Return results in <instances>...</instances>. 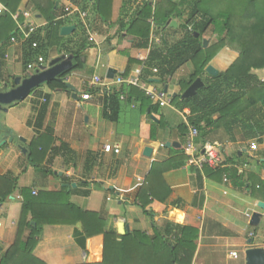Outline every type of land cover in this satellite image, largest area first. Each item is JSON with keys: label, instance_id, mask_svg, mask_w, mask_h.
Instances as JSON below:
<instances>
[{"label": "crops", "instance_id": "obj_1", "mask_svg": "<svg viewBox=\"0 0 264 264\" xmlns=\"http://www.w3.org/2000/svg\"><path fill=\"white\" fill-rule=\"evenodd\" d=\"M47 1H55L57 14H65L64 9L70 2ZM77 1L79 4L76 6L80 10L84 7L82 11L87 14L88 31L76 18L64 14L55 18L52 28H48L49 22L44 14L34 8L39 0L21 1L19 13H29L31 22L37 26L36 34L39 30V43L44 49L42 52L48 56L45 59L50 61V58L60 55L73 56L66 51H75L82 44L84 50L80 61L84 69L72 72L64 80L65 86L68 84L74 89L77 100L71 98L72 91L68 88V92L50 91L42 85L38 94L7 107V111L1 113L0 156L4 155V161L0 162V175L12 173L17 178L18 189L31 188L36 194L40 190L66 189L71 193L70 202L96 215L103 223V233L117 236V242L120 237L134 232L151 237L152 223L161 237L171 241L175 240L179 229L189 228L197 231L195 251L189 264H245V251L252 248L264 250L263 243L254 242L256 227L249 224L252 214L259 213L257 229L264 226V212L257 207L258 203H264V190L257 184L258 179L264 181V169L254 166L255 162L264 163V137L259 141H242L236 137V141L230 142L222 133L211 135V143L225 145L226 167L210 171L208 168H189L177 156L173 159L170 151L183 147L177 126L185 123L188 110L178 111L171 104L161 107V115L169 127L160 135L161 143L141 138L137 127L131 137L118 132L116 123L102 118V107L103 91L113 85V77L123 75L128 66V58L119 52H134L133 36L124 32L116 37V28L110 26L119 19L126 0H113L107 24H101L96 18L94 0ZM39 4L41 7L43 2ZM48 8L44 6L45 13ZM6 13V8L0 3V17ZM69 26L75 27V31L67 37L61 36V28ZM89 36L94 42L88 41ZM2 45L0 42V47ZM62 46L66 50H60ZM22 50L19 39L15 43L6 42L4 56L0 57V89L7 85L10 87L16 77L24 78ZM148 52V48L137 52L135 59L145 62ZM32 61L36 62L35 56ZM228 61L229 51L221 50L209 65L220 73L229 68ZM141 67L132 65L126 78L139 76ZM109 70L114 71L112 78L107 77ZM95 77L104 85H93ZM153 83L147 85L149 89H163V85ZM169 86L168 92L175 94L177 86L174 85L172 90ZM88 87H94L93 90L97 92L86 100L84 91ZM41 93L49 96L42 128L36 124L37 105L44 103ZM134 108V105L131 106V109ZM78 112L83 114L82 117H78ZM41 134L45 139L51 137L54 141L49 149L45 141V161L38 169L29 164L27 151ZM166 143H177L179 148H165L162 144ZM250 143L257 144V151H248ZM106 146L111 148L109 152L104 151ZM52 148L54 152H51ZM170 161H173L172 165L176 163V167L169 168ZM154 167L162 171L164 189L160 191L158 200L151 204L153 214L150 217L136 205V199ZM23 176H26L24 181L21 180ZM224 178L228 180L227 184L223 183ZM157 182L153 185L156 191L159 186ZM162 198L163 202H160ZM19 200L17 190L0 204V252L5 251L15 239L21 207ZM75 227L45 226L33 252L34 257L45 264H100L103 259V235L87 239L85 250H82L73 238ZM250 234L253 238H250ZM230 252L237 253L239 259L232 260Z\"/></svg>", "mask_w": 264, "mask_h": 264}, {"label": "trees", "instance_id": "obj_2", "mask_svg": "<svg viewBox=\"0 0 264 264\" xmlns=\"http://www.w3.org/2000/svg\"><path fill=\"white\" fill-rule=\"evenodd\" d=\"M21 1L0 0L7 10V13L0 17V42L3 44L0 47V57L4 56L6 42H10L13 37L19 39V31L12 16L19 13ZM40 1L43 2L41 7ZM94 1L93 12L96 18L101 24H107L113 0ZM136 1L123 2L120 10L122 17L119 16V19L110 25L116 28V37L124 32L133 36L132 51L134 52L129 50L119 52L128 58L127 69L121 77L126 79L132 65H142L140 82L152 85L155 84L152 80H156L158 85L168 86L175 74L190 64L192 71L187 80L178 83L180 90L176 92V97H171L170 104L178 111H189L186 122L188 126L197 130L199 143H211V135H221V133L230 142L236 141V137L242 141H259L264 137V83L251 73L252 70L264 69V0H229L228 10L217 11L216 15L213 13L215 3L219 0H180L177 4L170 0H140L138 3ZM75 3L78 5L79 1L75 0ZM45 5L49 7L47 13H45ZM55 6V1L51 3L47 0H39L34 7L35 10L44 14L49 22L48 28H52L55 18L64 14H57ZM81 9L83 10L84 7ZM240 15H244L248 25L235 23V19ZM151 20L156 27V32L162 37L160 43L149 45ZM20 21H23L22 18ZM172 21L177 24L175 28L170 26ZM208 32L216 36V42L204 48L202 39ZM38 33L22 43L24 78L28 73V66L33 64L34 56L35 60L40 56L39 54H43L44 59L48 57L46 52L45 54L42 52L44 49H41ZM178 34L180 37L176 41L168 42V37ZM227 39L232 45L238 47V58L225 72L211 77L205 73V68L226 45ZM33 42L38 43L36 49L31 47ZM147 48L149 52L145 62L137 61L135 59L137 52L145 51ZM60 50L66 49L62 46ZM83 50L84 47L80 44L77 50L66 51L73 55L74 67L57 79L47 82L44 86L48 90L68 92L64 80L72 72L84 69L80 61ZM153 69L157 72L153 73ZM198 78L202 80L203 87L198 89L193 97L182 100L180 95ZM7 87H13V82L10 87L8 85ZM42 87L40 86L35 94H38V90ZM93 89L88 87L84 94L91 97L97 92ZM103 92L102 118L105 121L118 124L123 108L134 105V110L138 114V136L141 138L159 142L162 132L169 128L161 115V106L137 87L119 83L111 85ZM40 96H43L44 103L39 105L35 103L38 106L36 124L42 128L47 114L49 96L42 93ZM214 116H217L215 120L212 119ZM187 125L182 123L177 126L183 143L188 131ZM45 141L47 143L45 146L49 149V145L54 140L51 137L45 139L44 134H41L30 144L27 151L29 164L38 169L45 161L44 156L47 150L44 146ZM170 151L173 159L177 156L180 161L185 162L182 148L170 149ZM51 152H54V148ZM170 162L172 163L169 164V168L176 167V163L172 165L173 161ZM160 170L154 167L150 171L136 199V205L150 217L153 214L151 204L158 200L160 191L164 189ZM156 182L159 185L157 191L153 186ZM17 190L21 207L16 223L15 239L5 251L0 252V264H45L33 255L43 228L55 225L75 227L78 223L81 227L80 229L75 227L73 238L82 250H85L87 239L103 235V259L100 264H189L194 254L196 230L181 228L175 240L171 241L161 237L152 223L151 237L134 232L120 237V241L117 242V236L103 233V223L96 215L83 211L70 202L71 193L66 192V189L40 190L33 195L31 188L18 189L17 178L12 173L0 175V204ZM160 202H163V198ZM254 231L253 235L256 234L254 242L264 244V234L259 239L258 231L256 229Z\"/></svg>", "mask_w": 264, "mask_h": 264}, {"label": "built area", "instance_id": "obj_3", "mask_svg": "<svg viewBox=\"0 0 264 264\" xmlns=\"http://www.w3.org/2000/svg\"><path fill=\"white\" fill-rule=\"evenodd\" d=\"M69 4L64 9L65 15L68 17L76 18L81 22V25L85 31H88L89 27L86 23L87 14L80 10L75 4L74 0H69ZM22 18V22L20 21ZM12 19L15 21L18 31H19V40L23 43L26 40L30 39L33 35H35L37 31V26H35L30 20V14L27 12H22L18 14H14ZM150 36H149V45L160 43L162 35H158L156 32V27L152 20L150 21ZM17 38H11L10 42L15 43ZM89 42H94V39L89 36ZM31 47L36 49L38 47L37 42H33ZM48 61H45L43 57H38L36 62L28 66V73H33L40 66H46ZM142 68L139 71V76H130L126 79H123L121 76L114 78L113 77V85L119 83H126L128 85H132L140 88L142 91L146 93V95L155 103H158L161 107L167 106L170 104L171 97L166 94L163 89H149L146 83L140 82L139 77L142 71ZM153 73H156V69L152 70ZM93 85H104L103 81H101L98 77L93 79ZM86 100H88L89 96L84 94ZM187 125V122L185 121ZM187 134L185 136V142L183 144L182 150L183 155L185 156V164L189 168H193L195 170H202L203 168H209L212 170L222 169L226 167V161L224 158V148L225 145L219 143H199L198 137L199 134L197 130L193 127L187 125ZM164 146V145H162ZM111 148L106 146L104 148L105 152H109ZM249 152L257 151V144L250 143L248 146ZM246 166V165H244ZM223 183L227 184L228 180L226 178L223 179ZM33 195H36V191L32 192ZM1 227V223H0ZM250 238H253V235L250 234ZM229 257L232 260H238L239 256L235 252H230Z\"/></svg>", "mask_w": 264, "mask_h": 264}, {"label": "water", "instance_id": "obj_4", "mask_svg": "<svg viewBox=\"0 0 264 264\" xmlns=\"http://www.w3.org/2000/svg\"><path fill=\"white\" fill-rule=\"evenodd\" d=\"M171 27L175 28L177 24L172 21L170 24ZM75 31V27H62L60 35L67 37ZM198 37V34H196ZM203 47L207 46V40L202 39ZM73 56L60 55L54 59H51L47 62L46 66H40L33 73H27L25 78L16 77L13 81V87L8 88L4 86L3 90H0V111L6 112L7 107H10L14 104L23 102L26 98L34 96L36 90L45 85L47 82L57 79L63 73L70 71L74 67ZM205 73L211 77H216L218 75V70L215 69L212 65H208L205 68ZM114 75L113 70H109L107 77L112 78ZM152 82H157L152 80ZM203 82L201 79H196L181 95L182 100L188 99L196 95L198 89L203 87ZM66 87L72 91L71 98L77 100V95L74 92V89L66 84ZM163 91L168 94L170 97H176L175 94H170L168 92V86L163 85ZM165 148H179L177 143H166L164 144ZM25 152V150H23ZM75 186V185H73ZM257 207L264 212V203H258ZM259 213H253L250 219V226L257 227L259 224ZM81 225L78 223L76 225L77 229H80ZM250 243V242H249ZM245 264H264V250L260 248L248 249L244 253Z\"/></svg>", "mask_w": 264, "mask_h": 264}, {"label": "rangeland", "instance_id": "obj_5", "mask_svg": "<svg viewBox=\"0 0 264 264\" xmlns=\"http://www.w3.org/2000/svg\"><path fill=\"white\" fill-rule=\"evenodd\" d=\"M153 1H155V0H153ZM170 1L173 2V3H175V4H177L180 0H170ZM74 2H75V0H74ZM85 3H87V2H85ZM75 5H77V4L75 3ZM228 8H229V0H219V2H216L215 3V9H214L213 15H216L217 11H223V12H225L226 10H228ZM243 16H241V15L238 16L235 19V23L236 24L237 23H240L241 25H248L247 24L248 21L245 20ZM90 19L91 18H90V15H89V20ZM86 23L88 25V19H86ZM89 23H90V21H89ZM159 35H161V34H158L157 36H159ZM179 37H180L179 34L176 35V36L168 37V42L172 43V42L176 41ZM204 39L207 40V45H212V44H214L216 42V36L212 35L210 32H208L205 35V38ZM221 50H224V52L225 51H229V61H228V64H229V67H230L235 62V60L238 58V54H239L238 47L236 45H232L229 42V39H227L226 45ZM219 52H218V54H219ZM51 59L52 58H50V60ZM210 64H211V62H210ZM226 66H227V63H226ZM222 69H224V68H222ZM224 70H222V71L225 72L226 70L225 71ZM191 71H192V66L190 64L184 66L183 68H181L175 74V76L171 79L170 86H169L170 89L172 90L173 86L175 85V86H177L176 87V91L179 92L180 87L178 86V83L180 81L187 80V78H188V76H189V74H190ZM251 73H253L254 75H256L258 77V79H259L260 82L264 83V69L252 70ZM1 113H3V112L0 111V116H2ZM77 114H78V117L79 118L82 117V115H83L81 112H78ZM83 119L85 120L86 117L85 118L83 117ZM137 120H138L137 111L134 110V109H131V107L127 106V107L123 108V111L121 113V117H120L119 123L116 125V129H117L118 132H120V133H122V134H124V135H126L128 137H131L132 134L134 133V131L136 130ZM3 161H4V155L3 156H0V162H3ZM254 166L257 169H260V168L264 169V163L263 162L262 163L261 162H258V163L255 162L254 163ZM28 170H29V168H28ZM25 177L26 176L21 177V180L24 181V179H26ZM31 184L32 183H29V185H31ZM257 184H259V186H261V189L263 191L264 190V181H261V180L258 179L257 180ZM250 211H252V210H250ZM256 230L258 231V238L260 239L261 236L264 234V226H261L258 229L256 227Z\"/></svg>", "mask_w": 264, "mask_h": 264}]
</instances>
